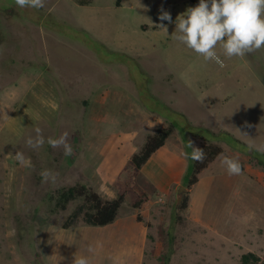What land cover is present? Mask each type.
<instances>
[{"label": "rangeland", "instance_id": "rangeland-1", "mask_svg": "<svg viewBox=\"0 0 264 264\" xmlns=\"http://www.w3.org/2000/svg\"><path fill=\"white\" fill-rule=\"evenodd\" d=\"M116 3L45 0L35 9L0 0V264H73L75 253L106 262L94 248L102 227L81 214L63 228L78 207L90 208L84 197L59 206L60 193L77 184L104 200L125 193L118 215L145 224L146 264H241L246 253L264 260V164L230 144L231 136L264 154V48L228 58L218 47L221 66L172 35L176 17L193 2ZM162 12L173 23L160 21ZM160 23L167 32L154 26ZM150 97L176 113L178 127L136 170L133 156L170 125L150 110ZM182 126L195 147L223 149L189 187ZM36 128L45 143L33 149L25 142ZM63 133L71 156L47 143ZM17 151L30 166L13 158ZM168 156L179 169L160 191L154 179L168 174ZM223 157L237 159L241 174L229 176ZM44 169L56 174L54 183L42 181ZM135 187L144 193L137 208ZM55 243L59 255L49 260Z\"/></svg>", "mask_w": 264, "mask_h": 264}, {"label": "clouds", "instance_id": "clouds-1", "mask_svg": "<svg viewBox=\"0 0 264 264\" xmlns=\"http://www.w3.org/2000/svg\"><path fill=\"white\" fill-rule=\"evenodd\" d=\"M20 8L41 9L45 0H15ZM160 21L173 23L168 12H162ZM173 37L186 48L203 57L205 61H215L223 66L216 49L219 47L228 58L243 57L264 48V0H199L195 7H188L175 20ZM167 32V27L160 23L154 25ZM35 137H29L26 145L36 149L43 146L45 139L41 129H34ZM246 135V134H245ZM47 143L53 148H63L65 156H71L73 149L68 143V134L63 133L59 138L49 137ZM191 153H182L187 158L203 162V149L194 146L193 141H187ZM21 166H30V161L23 152L17 151L13 157ZM222 166L229 176L241 174V164L237 159L223 157ZM42 181L55 182L56 174L44 169L40 172ZM88 252H94L92 246ZM73 264H91L88 256L74 254Z\"/></svg>", "mask_w": 264, "mask_h": 264}, {"label": "trees", "instance_id": "trees-1", "mask_svg": "<svg viewBox=\"0 0 264 264\" xmlns=\"http://www.w3.org/2000/svg\"><path fill=\"white\" fill-rule=\"evenodd\" d=\"M123 0H117V6H121ZM194 4L198 5L199 0H189ZM150 100L153 105H151L150 110L152 112H158L159 115L167 117L170 120V125L166 130H162L156 135L150 137L145 144L141 153L136 154L132 158V164L136 170H140L143 165H145L149 159L155 154L160 148L165 145L166 140L173 134L175 129L178 127L177 122L175 121L176 113L171 109L163 107L157 99L150 97ZM162 107L165 111H161ZM189 129H192L190 127ZM183 135L184 144L187 150V153H191L192 149L187 147V139H186V130L182 126L180 129ZM228 135V134H226ZM230 136V135H228ZM230 144L232 146H241L246 151L250 152L253 160L256 164H264V154L259 153L257 150H253L245 144H241L237 139L231 137ZM208 140V139H207ZM223 151L221 147L217 146H208L204 147V154H208L207 157L203 160V162H197L189 159L190 161V173L184 179V184L192 186L196 184L199 180V174L208 167L209 163L215 160V158ZM139 189L137 187L134 188V191L131 193L132 196L137 197L134 201L133 206L139 207L141 202L143 201L144 193L140 192L138 195ZM84 197L87 204L90 206L89 210H85L84 206L78 207L65 221L63 228L69 229L71 228L79 219L81 214H84V221L86 224L90 226H106L111 224L117 220L119 217L118 211L121 208L122 204L125 201V193H120L118 197L114 200H104L102 197L91 188H88L86 185L77 184L68 190H64L60 193V201L59 206L65 210L69 202ZM183 208H187V199H183L182 203ZM241 264H264V260H262L259 256L254 253H246L241 257Z\"/></svg>", "mask_w": 264, "mask_h": 264}, {"label": "crops", "instance_id": "crops-1", "mask_svg": "<svg viewBox=\"0 0 264 264\" xmlns=\"http://www.w3.org/2000/svg\"><path fill=\"white\" fill-rule=\"evenodd\" d=\"M169 156L165 159L168 160ZM157 163V161L153 160ZM154 163V164H155ZM175 174L154 179L160 191H165L169 185L175 181ZM169 184V185H168ZM99 232L96 234L95 246L101 255L105 254L106 262L97 264H146L148 255V231L145 224L138 221L136 215L121 217L106 226H96ZM60 245H53L52 250L47 254L49 260L53 255L57 257ZM52 254V255H51ZM49 264H53L50 260ZM95 264V263H91Z\"/></svg>", "mask_w": 264, "mask_h": 264}, {"label": "bare ground", "instance_id": "bare-ground-1", "mask_svg": "<svg viewBox=\"0 0 264 264\" xmlns=\"http://www.w3.org/2000/svg\"><path fill=\"white\" fill-rule=\"evenodd\" d=\"M174 147H173V149H175ZM168 162L170 163V166H169V169H168L169 170L168 171V174H170V176H172V175H174L176 173V170L179 169V163H178V160L177 159L173 158V156H169Z\"/></svg>", "mask_w": 264, "mask_h": 264}, {"label": "water", "instance_id": "water-1", "mask_svg": "<svg viewBox=\"0 0 264 264\" xmlns=\"http://www.w3.org/2000/svg\"><path fill=\"white\" fill-rule=\"evenodd\" d=\"M185 190H186L185 187H181V188L179 189V193H178V195L180 196Z\"/></svg>", "mask_w": 264, "mask_h": 264}]
</instances>
